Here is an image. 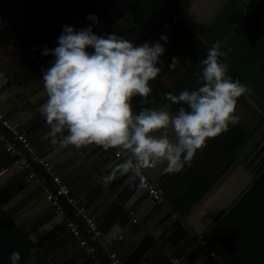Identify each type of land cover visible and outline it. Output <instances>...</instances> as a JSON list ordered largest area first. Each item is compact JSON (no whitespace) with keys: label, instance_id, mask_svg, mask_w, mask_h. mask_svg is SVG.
Wrapping results in <instances>:
<instances>
[{"label":"crops","instance_id":"1","mask_svg":"<svg viewBox=\"0 0 264 264\" xmlns=\"http://www.w3.org/2000/svg\"><path fill=\"white\" fill-rule=\"evenodd\" d=\"M41 1L0 0V96H4L3 102L12 104L11 109L15 108L21 113H17L18 116L12 120L0 111L11 123L18 125L29 140L30 133L24 126L30 124L34 109L42 115L37 108L46 102L47 95L42 75L33 76L32 71L28 70L36 63L30 59L28 49L18 40L21 39L27 45L20 34L36 18ZM122 1L150 30L158 34V29L146 14H151L147 10L153 4L161 7L157 3L159 0H138L140 4L134 0ZM240 1L248 8L249 18L237 14L230 6L231 0L167 2L175 3L179 15L169 28L178 26L179 29L166 48L165 55L160 58L168 62L166 66L163 63L159 74L161 79L172 89L186 79L188 82L181 92L198 89L201 86V61L206 58L211 45L220 41V50L227 53L226 58L220 59L229 66L228 75L233 81L238 79L251 89L250 93L238 100L236 114L240 117L239 122L230 125L227 131L219 135L220 138L208 139L204 147L196 152L191 166L186 164L180 172L169 173L164 170L167 166L164 162L155 168L142 169L141 179L131 171L123 173L118 170V166L130 156L116 148L105 150L96 144L79 148L68 145L58 146L54 157L41 155L50 162L63 184L69 188L75 201L74 205H69L75 214L78 208H84L96 223L100 231L99 244L104 252L108 255V250H113L125 264H137V259L146 264L148 261L144 259L152 256L147 257L151 250L166 255V262L171 264H204L212 253L221 264H264V55L259 58L264 54V34L259 29L255 30L256 19L261 31H264V0ZM154 13L161 14L160 11ZM99 21V24L81 25V29L92 25L97 34L98 28H95L100 26V18ZM170 64L174 66L169 67ZM158 105L173 115L180 107L171 102ZM19 106L29 109L21 111ZM132 106L139 111L148 108V104L137 107L133 102ZM42 119L46 124L43 125L49 127L45 118ZM242 130L251 131L245 143L203 190L187 214L178 213L171 199L184 192L194 191L202 182L197 179L198 176L206 167L218 164V158L228 151L230 143L242 139ZM169 138L175 142L174 133L170 132ZM6 141L14 142L0 129V264H12L10 256L13 252L21 255L18 264H27L31 259L36 264L37 249L50 264H65L64 254L69 253L67 250L72 245L73 249H82L78 242L80 239L73 236L65 217L53 210L47 199V190L52 191V187L45 183L43 177L31 178L27 170L19 167L6 169L15 159V155L7 151ZM118 151L120 155H117ZM143 179L161 185L164 183L167 194L162 191V195L168 208L146 205L152 198L143 186ZM70 182L76 187L75 194ZM15 184L19 186L11 190ZM131 208L134 212L130 211ZM64 210L66 217L74 220ZM168 211L173 215L166 214ZM122 217L127 220L124 222ZM35 221L38 224L34 226ZM122 222L124 228L120 226ZM138 223L144 231L141 238H144L142 248L146 249V256L143 258L139 249L134 248L135 244L130 250L132 257H129L131 253L127 250L130 243H135L134 236L139 235L138 229L132 228L133 224ZM188 224L191 226L187 227ZM151 227H155V233ZM123 235L126 240L121 241ZM200 236L207 239L206 245ZM201 245L204 249L198 250V258L196 252ZM32 249L36 250L35 256L32 255ZM95 254L92 264H103L100 256ZM171 254H174L173 258Z\"/></svg>","mask_w":264,"mask_h":264},{"label":"clouds","instance_id":"2","mask_svg":"<svg viewBox=\"0 0 264 264\" xmlns=\"http://www.w3.org/2000/svg\"><path fill=\"white\" fill-rule=\"evenodd\" d=\"M86 19L100 22L92 14ZM161 39L168 41L164 35ZM220 49L221 43L216 41L201 61L198 89L165 94L166 100L180 105L175 115L165 108H146L135 114L134 97L149 102L153 92L150 81L162 71L164 45L145 42L137 46L115 33L97 35L91 26L77 31L64 25L57 46H44L42 51V56L55 58L42 73L47 100L40 111L50 127V143L120 149L130 158L118 170L131 171L141 179L142 169L164 162L169 173L191 166L208 139L239 122L238 100L251 91L228 75L229 66L220 59L227 53ZM157 132L161 135H155ZM170 132L175 134V142L169 138ZM35 252L32 249L33 256ZM10 260L18 264L20 253L13 252ZM27 264H35V260Z\"/></svg>","mask_w":264,"mask_h":264},{"label":"trees","instance_id":"3","mask_svg":"<svg viewBox=\"0 0 264 264\" xmlns=\"http://www.w3.org/2000/svg\"><path fill=\"white\" fill-rule=\"evenodd\" d=\"M134 1L139 3L138 0ZM167 2L173 3L171 0H159L157 3H160L161 7L153 4L149 6L147 10L151 14L146 15L158 29V34H155L122 0H42L36 18L30 22L26 31L20 35L27 43L29 49L35 52L46 64H49L48 68L55 58L52 55L42 56L44 46L48 48H55L57 46V38L61 35L64 25L72 26L79 31L81 25L93 24V21L86 19L91 13L101 19L100 26L95 28H98L96 30L97 35L115 33L118 38L130 40L137 46L145 42H159L164 45L166 49L176 37V33L179 29L178 26L175 29L167 27V25L170 27L173 26L179 16L174 7L175 3L168 4ZM231 2L230 6L237 14L249 18L248 8L243 2L240 0H231ZM158 11H160L161 14L154 13ZM125 27L127 30H125ZM257 29H259L261 34H264V31H261L259 21L255 19V30ZM162 35L167 36V42L161 39ZM89 51L91 52L92 49L90 48ZM263 55L262 53L259 58H263ZM167 64L168 62H164V66ZM183 81L184 82H181L182 84L175 89L170 88L160 76L150 81V87L153 89V92L149 97V102L146 103L148 104V108L153 107L158 109L160 108L158 104L168 105L170 102L164 98L165 94L172 93L174 95H179L181 89L185 87V83L188 82L186 79ZM153 100L155 101L154 103L152 102ZM141 101L142 97L139 96L134 97L132 100L137 107L143 104L146 105L145 103H141ZM133 111L135 114H139L140 112L138 109H133ZM242 134V139L240 141H233L232 144L230 143L231 147L227 149L228 151H226L221 158H218L217 165L206 167L204 172L198 176L197 179L202 180V182L197 185L194 191L190 190L184 192L171 199L178 213L182 215L187 214L188 210L197 201L203 190L217 177L218 173L229 162L231 157L245 143L251 135V131L242 130ZM217 137L220 138L219 135ZM219 145H224V143H220ZM161 186L165 194L167 191L164 183ZM37 252L36 264H50L41 251L37 249Z\"/></svg>","mask_w":264,"mask_h":264},{"label":"water","instance_id":"4","mask_svg":"<svg viewBox=\"0 0 264 264\" xmlns=\"http://www.w3.org/2000/svg\"><path fill=\"white\" fill-rule=\"evenodd\" d=\"M28 70L29 71L31 70L32 71L31 74L33 76H37V77L39 76V74L42 75V73L45 71V70L38 69L36 64L35 65L32 64L30 66V69H28ZM42 86H43V84H42ZM4 99H5L4 96H0V109L2 110V112L5 113V115L7 117H9L12 120H14V118H16L18 116L17 113H21V112H17L15 110V108H13L14 110L11 109L12 104L11 103L6 104V102H3ZM39 107L37 109H40ZM19 108H20L21 111H24V110L29 109L28 107L25 108V107H22V106H19ZM31 113H32L31 115H33V118L30 119V121H31V122L29 121L30 124L28 123L29 125L24 126V127H26L27 128V131L30 133V138H31L30 141H31L32 146L35 149L36 154H38L40 156L42 155V156H47V157H54V155H55L54 152L57 149L58 145H52L50 143V139L48 137V133L50 131L49 127L48 126L45 127L43 125V124H45V122L42 119L43 116L42 115L40 116L35 109ZM0 129L3 130V132H5V134H7L10 137L11 140L14 141V143L16 144V146L18 148H21L23 150V153L25 154L26 158L29 161L32 162L35 170L38 173V176L41 177V178L43 177L45 183L48 186L52 187V191L56 192L58 187L53 182L52 178L49 175H47V173L41 168L40 165H38L37 163H34L32 161L31 156L23 149L22 145L13 138V136L10 134V132L6 128L2 127L1 123H0ZM36 136H39V138L37 139ZM1 145L2 144L0 143V147H1ZM68 185H69V182H68ZM70 185H71V187H73L72 188L73 194H75L76 187L74 186V183L73 182H70ZM18 186L19 185H16V184L13 185V186H11V190L12 189L14 190L15 187H18ZM88 186H90V183H88ZM87 188L89 189V187H87ZM60 202L64 206V208L66 209L67 213L70 214V216H72L74 218V220L80 225L83 234L86 236L89 244L92 245L95 248V252L100 256L103 264H111L110 263V260L108 258L107 253L104 252V250H103L102 245H100L98 241L92 239V236H91V234H89L87 232L84 223L76 216L75 211L73 210V208L67 203V201L65 199V196H61L60 197ZM146 205L147 206H151L152 205V207H154V208H158L160 206L161 207L168 208V203L167 202H164V201L163 202H157V201H155L153 199L149 203H146ZM53 210H56L57 211V209H56L55 206H53ZM130 211L131 212H134L132 208L130 209ZM169 213H170V215H173V213L171 211L170 212L168 211V213H166V214L169 215ZM121 220H124V222H125L127 220V218L126 217H122ZM124 222H122L120 224V226L123 227V228L125 227ZM37 224H38V222L35 221L34 226L37 225ZM47 226H48V224H47ZM132 228L134 230H137L138 229L137 232H139V235L134 236V239L133 240L135 241V243H130L128 245L127 250H128L129 253H131L129 257H132V252H130V250L132 249L133 245L135 244L134 245V248L137 247V249H139V253H140V255L143 258V257L146 256V249L145 248H142V247H144L143 246V243H142L143 240H144V238L143 239L141 238L142 237L141 234L144 233L143 227L141 226V224L138 223L137 225H134L133 224ZM150 229H151V231L153 233H155V231H154L155 227H151ZM145 235L147 236V232H145ZM148 237H150V236H148ZM122 240H126V236L123 235V239H121V241ZM78 242H80V241H78ZM70 248H71L70 250H72V251H70L69 249L68 250L66 249L69 253H67V255L64 254L66 256L65 262L67 264H87V263H89V264L91 263L92 264L93 262H95V259L86 252L84 246L81 247L82 249L80 251L77 250V249H75V248L73 249V245ZM201 249H204V247L202 245H201V247H199L197 249V252H196L197 256H198V250H201ZM209 254H211V253H209ZM150 255H152V256H150ZM211 255H210V258H207L206 261L203 262L204 264H221L220 262L217 261V259L214 257V255H212V256ZM137 256L138 255H136V257ZM149 256H150V258L144 259L145 261L146 260L148 261L146 264H171V263L166 262V260H167V256L166 255H162V254L156 253L153 250L149 251V255L147 257H149ZM158 256H161L162 258L161 257L158 258ZM171 257L173 258L174 257V254H171ZM198 258H200V257L198 256ZM129 259H131V258H129ZM141 261L142 260L137 259V264H142L143 261L142 262Z\"/></svg>","mask_w":264,"mask_h":264},{"label":"built area","instance_id":"5","mask_svg":"<svg viewBox=\"0 0 264 264\" xmlns=\"http://www.w3.org/2000/svg\"><path fill=\"white\" fill-rule=\"evenodd\" d=\"M0 20H2L1 15H0ZM167 27L170 26L167 25ZM18 41L28 49L30 59L33 60V62L36 63L40 69L42 70L48 69L49 64H46L41 58H39V56L35 52L30 50L29 47L21 39H19ZM0 123L4 128H6L10 132L13 138L22 145L23 149L31 156L32 161L40 165L41 168L47 173V175H49L52 178L53 182L57 185L58 188L56 192L47 190V199L53 206L56 207L58 214L62 217H65L68 228L70 229L73 236L80 239V243L82 246L85 247L86 252L89 255H91L93 258H96L95 248L92 245H90L87 239L84 237L79 224L73 219L66 217L65 210L61 205L60 202L61 196H65V199L68 204L70 205L75 204L74 199L70 195L69 188L63 184L62 179L55 173L50 162L45 160L42 156L36 154L35 149L32 146L26 133L17 124L11 123L9 119L1 112H0ZM5 146L8 152L13 153L15 155V159L13 160L12 164L6 168L7 170L13 167H19L24 170H27L31 178H37V177L39 178L38 173L35 170L32 162L26 158L21 148H17L16 144L11 141H6ZM117 155H120L119 151L117 152ZM143 186L148 191V194L151 196L153 200L157 202L163 201L162 188L160 183L151 182L146 179L145 180L143 179ZM76 214L84 221L87 232L91 234L92 239L99 242L100 231L96 223L93 221V219L87 215L84 208H78L76 210ZM190 226L191 224H188L187 227ZM200 239L202 243L206 245L207 240L202 236H200ZM212 255H214V253H212ZM108 256L111 264H125L124 261L118 256V254L112 251L111 249L108 250Z\"/></svg>","mask_w":264,"mask_h":264}]
</instances>
